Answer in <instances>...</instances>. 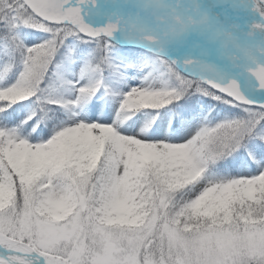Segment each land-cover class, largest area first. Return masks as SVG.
Masks as SVG:
<instances>
[{"label": "snow or ice", "instance_id": "1", "mask_svg": "<svg viewBox=\"0 0 264 264\" xmlns=\"http://www.w3.org/2000/svg\"><path fill=\"white\" fill-rule=\"evenodd\" d=\"M0 264H264V0H0Z\"/></svg>", "mask_w": 264, "mask_h": 264}]
</instances>
